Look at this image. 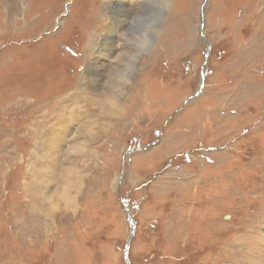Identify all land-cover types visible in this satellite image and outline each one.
Wrapping results in <instances>:
<instances>
[{
    "label": "rangeland",
    "instance_id": "obj_1",
    "mask_svg": "<svg viewBox=\"0 0 264 264\" xmlns=\"http://www.w3.org/2000/svg\"><path fill=\"white\" fill-rule=\"evenodd\" d=\"M123 1L0 0V264H264V0Z\"/></svg>",
    "mask_w": 264,
    "mask_h": 264
},
{
    "label": "bare ground",
    "instance_id": "obj_2",
    "mask_svg": "<svg viewBox=\"0 0 264 264\" xmlns=\"http://www.w3.org/2000/svg\"><path fill=\"white\" fill-rule=\"evenodd\" d=\"M124 2L123 0H119V2ZM116 24H117V22H112V24H111V26L108 28V32H110L111 30H114L115 29V26H116ZM107 40L109 39V38H106ZM101 49L102 48H104L105 50H107L108 51V49H106L105 47H106V42H105V40H103V41H101ZM113 50V49H112ZM102 52V51H101ZM102 53H99V56L101 55ZM96 70V69H95ZM94 72V71H93ZM97 74V73H96ZM98 75V74H97ZM97 78V77H96ZM93 80V79H92ZM98 81V80H97ZM94 82V81H93ZM114 84V83H113ZM96 85H98V84H96ZM118 86V85H117ZM113 90L114 91H116L115 90V88H112V92H113ZM116 93V92H115ZM115 93L113 92L112 94H110L109 95V97H108V103L109 104H111L112 105V107L113 108H119V104L118 103H120L119 102V99L117 98L118 96H116L115 95ZM107 99V98H106ZM117 102V103H116ZM120 105H122V102L120 103ZM54 133V132H53ZM88 133V132H87ZM83 145V144H82ZM82 145H80V148H83L82 147ZM78 147V146H77ZM87 152V151H86ZM86 154V153H85ZM82 156H83V154H82ZM75 173H76V171H74ZM79 172V171H78ZM74 174V173H73ZM65 176V175H64ZM73 176V175H72ZM74 177H75V175H74ZM65 181V180H64ZM61 183V182H60ZM63 183V182H62ZM64 183H66V182H64ZM75 184H76V182H75ZM60 186H61V184H59ZM76 187H74V189H75ZM60 190V189H59ZM73 190V189H72ZM77 191V190H76ZM61 192V191H60ZM59 194V193H58ZM60 195V194H59ZM73 195V194H72ZM71 195V196H72ZM63 197H65V195H62ZM61 197V196H60ZM66 198H68V197H66ZM59 199V198H58ZM70 199H71V197H70ZM61 200H64V203H66V200L64 199V198H62ZM60 202V201H59ZM55 203V202H54ZM63 203V202H62ZM63 205V204H62ZM65 207V206H64ZM56 208V207H55ZM58 209V208H57Z\"/></svg>",
    "mask_w": 264,
    "mask_h": 264
},
{
    "label": "water",
    "instance_id": "obj_3",
    "mask_svg": "<svg viewBox=\"0 0 264 264\" xmlns=\"http://www.w3.org/2000/svg\"><path fill=\"white\" fill-rule=\"evenodd\" d=\"M127 214H128V213H127ZM127 220H128V223H129L130 229L133 231V223H132L131 218L129 217V214H128V219H127ZM132 235H133V232L130 234V236H129L128 240H127L128 242H129V240L131 239ZM127 241H126V243H128ZM126 250H127V249H125V251H126Z\"/></svg>",
    "mask_w": 264,
    "mask_h": 264
}]
</instances>
